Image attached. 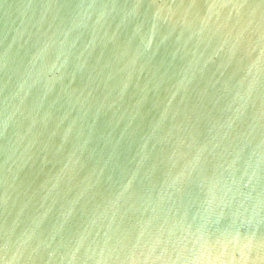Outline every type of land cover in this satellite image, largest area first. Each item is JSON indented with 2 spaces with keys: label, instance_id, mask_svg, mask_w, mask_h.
Masks as SVG:
<instances>
[{
  "label": "water",
  "instance_id": "95a60500",
  "mask_svg": "<svg viewBox=\"0 0 264 264\" xmlns=\"http://www.w3.org/2000/svg\"><path fill=\"white\" fill-rule=\"evenodd\" d=\"M0 264H264V0H0Z\"/></svg>",
  "mask_w": 264,
  "mask_h": 264
}]
</instances>
